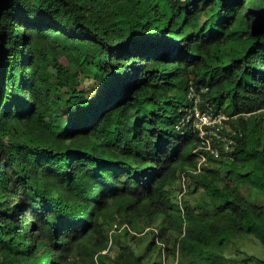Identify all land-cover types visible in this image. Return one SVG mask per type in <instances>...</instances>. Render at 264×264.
Here are the masks:
<instances>
[{
	"label": "trees",
	"instance_id": "obj_1",
	"mask_svg": "<svg viewBox=\"0 0 264 264\" xmlns=\"http://www.w3.org/2000/svg\"><path fill=\"white\" fill-rule=\"evenodd\" d=\"M245 235L264 245V0H0V264H225Z\"/></svg>",
	"mask_w": 264,
	"mask_h": 264
},
{
	"label": "rangeland",
	"instance_id": "obj_2",
	"mask_svg": "<svg viewBox=\"0 0 264 264\" xmlns=\"http://www.w3.org/2000/svg\"><path fill=\"white\" fill-rule=\"evenodd\" d=\"M221 117L223 118L224 116L223 115L218 116L219 120L210 126L211 131L209 134L221 137L218 135V129H221L222 127L225 126L224 120H226L225 117L223 119ZM183 182H184L185 187L188 186V183H185L184 181V176L183 178L180 179L177 186L179 187V185ZM242 190L246 195H248L251 198L252 201H254L255 203L256 202L259 203L260 199L258 197V194L255 191V188L249 187V185H245L242 188ZM184 196H185L184 199H186L191 206H199V204L209 203V198L201 190L197 192H193V193L191 189L186 190V193ZM207 209L209 210V212L207 213L209 214L211 218H213V213L211 212V208L208 206ZM156 223L160 226H165L163 217L161 216L157 218ZM157 231L158 229L156 226H153L152 229L148 231H143V230L137 231L138 233L137 236L139 237L137 241L132 243V245L135 247V249H137V251H139V254L141 253L140 255H145L147 253V249L149 245L148 243L152 239L153 232L157 233ZM113 244H116V243H113ZM124 244H126V242ZM117 251L118 250L115 248L114 250H110L109 254L112 257H114L116 256ZM160 251L161 250H159V248L158 250H156L154 258L151 259L153 263L157 261L158 262L157 264H164L165 254L162 253V255H160ZM237 254H241V257L236 256ZM247 256L264 259V245L257 238L253 236L245 235V236L231 237V239L227 243L226 248L224 250L225 264H239L242 258L247 257ZM189 259H192V258H189ZM166 264H183V263L181 262V259H178V256H176V257H172L171 259H169ZM191 264H205V263L192 259Z\"/></svg>",
	"mask_w": 264,
	"mask_h": 264
},
{
	"label": "built area",
	"instance_id": "obj_3",
	"mask_svg": "<svg viewBox=\"0 0 264 264\" xmlns=\"http://www.w3.org/2000/svg\"><path fill=\"white\" fill-rule=\"evenodd\" d=\"M207 89H202L201 90V93H204L206 92ZM195 92L191 93L190 97L191 98H194L196 97V99L194 100V102L196 103V105L199 103V101L201 100V94L200 95H196L194 94ZM191 116V115H190ZM194 120H193V126L196 128V130L199 131L200 135L202 137H205L207 135H209L210 133V126L213 125L215 122H217L219 119H218V116L220 115H217L215 116L211 111L210 109H207V111H204L202 112L199 108L196 107L195 109V114H194ZM225 117V116H224ZM223 117V118H224ZM193 118V116H192ZM222 118V117H221ZM222 118V119H223ZM218 137V136H217ZM205 144L207 145V148L209 150H212V153H214L216 156H218V153L216 150H213L212 147H211V142H210V139H206L205 140ZM205 161V158H202V160L200 161V164H202L203 162ZM125 227L127 226H123V227H119L118 223H115L114 224V228H113V231L112 233H115V232H118L122 229H124ZM103 253H107V250L104 251Z\"/></svg>",
	"mask_w": 264,
	"mask_h": 264
},
{
	"label": "clouds",
	"instance_id": "obj_4",
	"mask_svg": "<svg viewBox=\"0 0 264 264\" xmlns=\"http://www.w3.org/2000/svg\"><path fill=\"white\" fill-rule=\"evenodd\" d=\"M184 180H185V178H184Z\"/></svg>",
	"mask_w": 264,
	"mask_h": 264
}]
</instances>
